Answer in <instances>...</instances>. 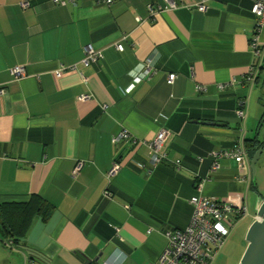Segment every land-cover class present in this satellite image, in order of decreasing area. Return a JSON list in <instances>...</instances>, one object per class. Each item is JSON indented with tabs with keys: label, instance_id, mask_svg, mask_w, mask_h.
I'll use <instances>...</instances> for the list:
<instances>
[{
	"label": "crops",
	"instance_id": "obj_1",
	"mask_svg": "<svg viewBox=\"0 0 264 264\" xmlns=\"http://www.w3.org/2000/svg\"><path fill=\"white\" fill-rule=\"evenodd\" d=\"M59 1L0 0V204L37 194L53 207L22 247L0 235V264H152L163 231L187 225L199 180L208 198L245 200L252 188L232 160L209 171L210 153L251 139L264 113V59L258 81L239 84L252 64V2L204 0L199 11V0H171L173 10L163 0ZM258 39L264 49V29ZM86 45L104 57L84 67ZM146 60L156 73L133 85ZM161 129L166 159L146 175L133 164H147ZM121 131L135 143L114 144Z\"/></svg>",
	"mask_w": 264,
	"mask_h": 264
},
{
	"label": "built area",
	"instance_id": "obj_2",
	"mask_svg": "<svg viewBox=\"0 0 264 264\" xmlns=\"http://www.w3.org/2000/svg\"><path fill=\"white\" fill-rule=\"evenodd\" d=\"M54 5H65L64 1L52 0ZM103 2V0H96ZM166 9H175V5L171 0H163ZM252 2L251 12L255 18L253 28V35L250 39V48L252 54V64L243 76L240 85L252 84L256 78V67L262 61L264 49L258 45V37L264 29V0H250ZM110 4L111 0L104 1ZM204 0H199L196 7L199 11H204ZM22 8H27L28 3L22 2ZM160 11V10H159ZM152 12V11H151ZM117 51H122L121 44H115ZM101 50L95 49L91 45H86L82 48V59L80 63L82 66L87 67L90 64L101 61L103 59ZM75 67L61 68L54 72L55 80H60L64 73L67 71H74ZM10 75L20 80L25 76V70L22 66H14L9 70ZM156 73V69L151 60H146L141 67L140 77L136 78L132 84H139ZM175 80L174 74L167 76V83L172 84ZM218 90H223L225 85L218 84ZM196 90L199 92L205 91L203 86H197ZM4 94L3 88H0V96ZM88 96H82L81 99H87ZM236 115L243 120L244 113L242 109L236 110ZM169 132L166 129L159 130L155 137L149 142L148 149L150 151L147 164L134 162L137 169L142 170L145 174H149L155 169L162 160L166 159L165 155L161 152V148L168 137ZM113 143L118 144L122 141H132L131 136L121 131L113 138ZM209 157L212 159L209 171L213 172L218 170L220 160H232L235 163L236 179L239 183L248 186L252 182L251 172L249 169V159L242 142L234 145L230 150H222L218 152H211ZM175 166H179V162H174ZM80 165L76 167L75 172L79 169ZM119 170V166L113 161L111 169L107 174V178L112 177ZM74 172V173H75ZM208 179H201L195 185V194L189 199L188 203L191 207V214L187 225L183 229H168L163 231L162 235L165 238L166 246L159 254L157 260L152 264H210L215 258L219 249L222 247L230 230L234 226L232 220L238 221L246 214L245 200L239 197H228L226 199L208 198L202 194L203 183ZM106 197L109 196L108 191L104 192ZM117 231V229H115ZM107 264V263H102Z\"/></svg>",
	"mask_w": 264,
	"mask_h": 264
},
{
	"label": "trees",
	"instance_id": "obj_3",
	"mask_svg": "<svg viewBox=\"0 0 264 264\" xmlns=\"http://www.w3.org/2000/svg\"><path fill=\"white\" fill-rule=\"evenodd\" d=\"M263 59L264 55L262 61L258 63V66L256 67V78L253 83H256L258 81L259 75L261 74V71L263 69ZM260 127H264L262 119L259 120L257 128ZM242 145L246 151L249 160L251 159L255 151L260 147L254 139L243 140ZM116 161L117 160H115V162ZM138 170L142 171L140 169ZM52 212L53 207L48 204L40 195L37 194L29 195L25 201H12L1 203L0 235L4 238V242L8 246L22 247L23 238L29 230L32 222L37 218L41 219L42 221H47L51 216ZM242 219L239 218L238 221L235 220V223L239 222Z\"/></svg>",
	"mask_w": 264,
	"mask_h": 264
},
{
	"label": "rangeland",
	"instance_id": "obj_4",
	"mask_svg": "<svg viewBox=\"0 0 264 264\" xmlns=\"http://www.w3.org/2000/svg\"><path fill=\"white\" fill-rule=\"evenodd\" d=\"M257 92H254L256 95ZM248 123V122H247ZM254 125V126H253ZM257 125L252 122L251 131H247V135L253 136ZM254 127V128H253ZM259 137L264 136V127L259 128ZM252 188L247 191L245 196L246 214L239 222H234L233 228L230 230L222 247L219 249L215 258L210 264H238L245 248L246 242L244 240L245 232L253 221L255 216V204L258 198L264 200V150L256 164L255 176L252 179Z\"/></svg>",
	"mask_w": 264,
	"mask_h": 264
},
{
	"label": "water",
	"instance_id": "obj_5",
	"mask_svg": "<svg viewBox=\"0 0 264 264\" xmlns=\"http://www.w3.org/2000/svg\"><path fill=\"white\" fill-rule=\"evenodd\" d=\"M261 119L264 124V113ZM259 134V131H256L255 135L251 138L260 146L249 160V169L252 179L255 176L256 164L264 150V136L259 137ZM254 211L255 216L244 236L246 248L238 264H264V200L262 198L257 199Z\"/></svg>",
	"mask_w": 264,
	"mask_h": 264
}]
</instances>
